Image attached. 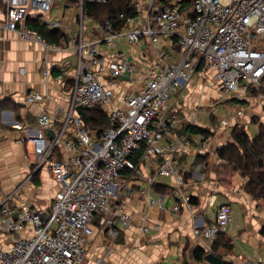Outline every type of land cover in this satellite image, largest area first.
<instances>
[{
    "label": "built area",
    "instance_id": "1",
    "mask_svg": "<svg viewBox=\"0 0 264 264\" xmlns=\"http://www.w3.org/2000/svg\"><path fill=\"white\" fill-rule=\"evenodd\" d=\"M55 1L0 0L6 29L22 41L56 49L46 45L27 24L28 18L38 17L49 30L69 35L67 26L50 17ZM68 1L80 9V31L69 40L78 53L69 107L58 122L39 114L36 128L27 129L25 138L18 140L31 146L35 169L46 168L60 190L45 222L41 212L29 206L17 209L10 196H0V264H85L94 217L99 229L112 239L131 224L121 198L134 193L123 176L138 175L136 155L140 163L153 165L156 176L175 182L170 195L176 200L173 211L179 210L178 204L187 206L189 199L180 189L186 173L178 167L193 140L189 134H176L175 116L165 108L171 93L185 88L197 71L208 70L215 72L224 99L249 89H264V0H195L188 12L183 10L182 0H132L136 14L119 15L125 24L136 25L126 34L129 44L137 46L144 38L155 42L156 37L165 36L177 46L181 61L145 71L138 94H125L123 107L107 114L113 127L98 135L91 133L77 108L107 109L113 97L108 84L137 74L138 67L128 60L106 64L101 59L100 45L112 46L113 39L123 36L109 21L104 24L105 38L88 44L82 40L85 5L109 0ZM140 22L143 25L137 26ZM160 57L164 59L166 53ZM66 75L68 72H63L57 81L63 82ZM41 99L36 94L28 96L29 102ZM13 127L23 129L19 123ZM47 131L52 132V138L46 137ZM204 147L201 144L198 151ZM59 149L64 150L65 160L55 158ZM163 197H148L149 206L162 209ZM231 219L230 208L222 205L214 222L196 225L195 234L213 242ZM28 227L29 235H21ZM148 231L147 226L141 229L142 233ZM97 264H102L101 260ZM256 264L263 263L259 260Z\"/></svg>",
    "mask_w": 264,
    "mask_h": 264
},
{
    "label": "crops",
    "instance_id": "2",
    "mask_svg": "<svg viewBox=\"0 0 264 264\" xmlns=\"http://www.w3.org/2000/svg\"><path fill=\"white\" fill-rule=\"evenodd\" d=\"M76 10L80 13L74 3L56 0L50 12L52 20L68 27L69 35L61 31H56V35L52 32V35L50 31L53 30L43 27L40 18H28L29 28L39 33L46 45L56 46L50 50L38 43L22 41L7 30L4 7L0 3V196H10L11 205L17 209L29 206L45 216L50 213L60 187L46 168L35 169L31 146L18 140L25 138L27 129L36 128L39 114H46L52 123L58 122L69 107L78 65L75 45L69 43L71 36L80 31V14L71 15ZM85 20L81 29L85 43L100 41L108 35L104 25L90 17ZM90 24L91 27L85 28ZM142 25V22L137 24ZM34 26L43 28L42 32ZM116 28L123 36L113 39L112 46L100 45V57L106 64L128 60L137 65L138 72L108 84L113 97L111 105L103 110L106 115L123 107L125 94H138L145 71L181 61L177 46L172 45L169 38L158 36L155 42L144 38L141 44L133 46L126 34L136 25ZM162 53L167 57L162 59ZM65 71L68 75L63 82H58ZM30 94L41 96V101L29 102ZM219 97L215 72L197 71L185 88L171 93L165 106L175 116L176 134L187 133L193 140L178 167L185 173L191 171L180 187L189 199L187 206L178 204L179 210L173 211L176 200L170 195L176 189L175 182L156 176L153 165L140 163L136 155L134 163L138 175L123 176L134 193L121 198L124 211L131 216V224L112 239L99 229L94 217V233L87 241L85 264H97L98 260L102 264H200L206 261L207 254L214 255L223 264H256L259 260L264 264V201L254 200L244 191L246 180L240 175H234L229 186L220 184L217 180L220 161L216 156L218 149L232 142L231 133L235 127L243 128L250 138L256 135L258 125H264V97H255L252 92L239 94V98L234 96L229 101ZM221 102L223 107L216 111L215 105ZM213 120L218 121L217 126H213ZM15 123L26 130L15 129ZM49 133L52 134L51 131L45 134L47 138H50ZM203 143L204 149L198 151ZM66 157L62 149L55 153L59 160ZM159 196H164L162 209L149 206L148 197L156 200ZM222 205L230 208L232 218L225 231L213 242L203 235L197 236L195 226L212 224ZM144 226L149 227L147 233L141 232ZM21 235L28 236L29 227ZM200 248L205 253L198 261L195 251Z\"/></svg>",
    "mask_w": 264,
    "mask_h": 264
},
{
    "label": "trees",
    "instance_id": "3",
    "mask_svg": "<svg viewBox=\"0 0 264 264\" xmlns=\"http://www.w3.org/2000/svg\"><path fill=\"white\" fill-rule=\"evenodd\" d=\"M194 1L182 0L183 10L190 11ZM84 11L88 17L93 19L94 16L96 20L103 22L110 21L114 27L125 25L123 21L119 20L120 14L127 16L136 14L130 0H109L105 4H86ZM34 29L42 32L43 28L34 26ZM50 32H55L56 35V30ZM84 112V121L89 132H96L98 135L102 131L113 127L108 116L100 107L85 109ZM196 131L204 133L200 129ZM231 139V143H227L216 151V156L220 161L217 169L218 182L223 186H229L232 177L234 175H240L246 180L244 191L254 200L264 201V125H258L257 134L252 138L249 137L243 128L235 127L232 130ZM189 176L190 172H187L185 180ZM262 233L264 235V229ZM204 253L201 249L196 250V259L200 261Z\"/></svg>",
    "mask_w": 264,
    "mask_h": 264
},
{
    "label": "rangeland",
    "instance_id": "4",
    "mask_svg": "<svg viewBox=\"0 0 264 264\" xmlns=\"http://www.w3.org/2000/svg\"><path fill=\"white\" fill-rule=\"evenodd\" d=\"M131 1V3H132V0H130ZM62 2H59V4H61ZM105 6V5H104ZM57 13H58V11H56ZM80 13L78 12V10H76L75 12H72V16H76V15H79ZM84 14H85V11H84ZM66 15L68 16L69 14H67V12H66ZM88 16L87 15H84L83 16V18H84V23H85V19L87 18ZM93 21H95L96 23H98L99 25H104V23H105V21L103 22V21H100V20H96V18H94V16H93ZM110 22V21H109ZM91 25L92 24H90V25H85V28L86 27H91ZM84 26V25H83ZM87 32V30H85V33ZM262 86L264 87V84H262ZM248 92H252V94L254 95L255 94V97H264V89H261V88H257V89H249L248 91H246L245 93H248ZM259 94V95H258ZM234 96H236L237 98H239V93L238 94H235V95H233L231 98H229V99H224L223 97H219L221 100H224V101H229L230 99H232ZM218 100V99H217ZM234 100V99H233ZM221 108V107H223V104H222V102L221 103H217L216 105H215V110L217 111V108ZM257 121V120H256ZM255 120H254V122H256ZM217 122L218 121H214L213 120V126H217ZM222 124L224 125H226V121H223L222 122ZM249 133L251 134L252 133V129L250 128L249 129ZM253 135V134H252ZM190 172V175H191V171H189ZM187 173V172H186Z\"/></svg>",
    "mask_w": 264,
    "mask_h": 264
},
{
    "label": "water",
    "instance_id": "5",
    "mask_svg": "<svg viewBox=\"0 0 264 264\" xmlns=\"http://www.w3.org/2000/svg\"><path fill=\"white\" fill-rule=\"evenodd\" d=\"M123 79H128V78H123ZM85 109L82 107H78L77 108V113L85 120ZM50 138H52V134L49 133ZM48 216H45L44 214H42V219L45 222L47 220ZM205 260L210 263V264H223L222 261H220L217 257H215L212 254H207L205 256Z\"/></svg>",
    "mask_w": 264,
    "mask_h": 264
},
{
    "label": "bare ground",
    "instance_id": "6",
    "mask_svg": "<svg viewBox=\"0 0 264 264\" xmlns=\"http://www.w3.org/2000/svg\"><path fill=\"white\" fill-rule=\"evenodd\" d=\"M259 95V94H258ZM257 134V133H256ZM254 137V136H253ZM217 240V239H216ZM200 249H202V248H200Z\"/></svg>",
    "mask_w": 264,
    "mask_h": 264
}]
</instances>
